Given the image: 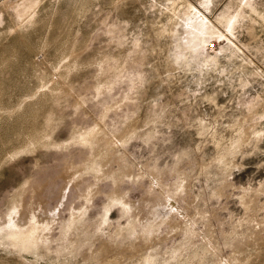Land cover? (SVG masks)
I'll use <instances>...</instances> for the list:
<instances>
[{
  "label": "rangeland",
  "instance_id": "obj_1",
  "mask_svg": "<svg viewBox=\"0 0 264 264\" xmlns=\"http://www.w3.org/2000/svg\"><path fill=\"white\" fill-rule=\"evenodd\" d=\"M103 4L0 0V264H264L263 36Z\"/></svg>",
  "mask_w": 264,
  "mask_h": 264
},
{
  "label": "crops",
  "instance_id": "obj_2",
  "mask_svg": "<svg viewBox=\"0 0 264 264\" xmlns=\"http://www.w3.org/2000/svg\"><path fill=\"white\" fill-rule=\"evenodd\" d=\"M108 1L104 6H110L113 2L121 8H155L156 11H161L170 7L200 9L201 18L195 17L200 24L214 26L217 30V39L225 36V40L219 41L218 47L230 42L235 44L243 38L244 34L248 35V39L257 40L264 35L260 28L264 30V0H100ZM174 2L173 5L170 3ZM199 8V9H198ZM219 36V37H218ZM246 45V44H245ZM234 46V45H233ZM247 52L250 47L246 46ZM243 54L245 51L239 49ZM234 53L236 47H233Z\"/></svg>",
  "mask_w": 264,
  "mask_h": 264
},
{
  "label": "built area",
  "instance_id": "obj_3",
  "mask_svg": "<svg viewBox=\"0 0 264 264\" xmlns=\"http://www.w3.org/2000/svg\"><path fill=\"white\" fill-rule=\"evenodd\" d=\"M210 47H211V49H213V48L215 47V43H214V42L211 43V44H210Z\"/></svg>",
  "mask_w": 264,
  "mask_h": 264
}]
</instances>
